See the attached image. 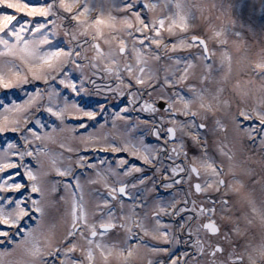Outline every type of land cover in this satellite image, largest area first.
Returning a JSON list of instances; mask_svg holds the SVG:
<instances>
[{
  "label": "snow or ice",
  "instance_id": "6c2138e0",
  "mask_svg": "<svg viewBox=\"0 0 264 264\" xmlns=\"http://www.w3.org/2000/svg\"><path fill=\"white\" fill-rule=\"evenodd\" d=\"M0 264H264V0H0Z\"/></svg>",
  "mask_w": 264,
  "mask_h": 264
},
{
  "label": "rangeland",
  "instance_id": "374dc122",
  "mask_svg": "<svg viewBox=\"0 0 264 264\" xmlns=\"http://www.w3.org/2000/svg\"><path fill=\"white\" fill-rule=\"evenodd\" d=\"M227 2V0H225ZM258 2V0H253ZM246 77L238 65H234L231 76L224 84L225 97L229 100L231 106L235 108L238 105L253 106L257 103L260 93L255 85L246 84Z\"/></svg>",
  "mask_w": 264,
  "mask_h": 264
}]
</instances>
